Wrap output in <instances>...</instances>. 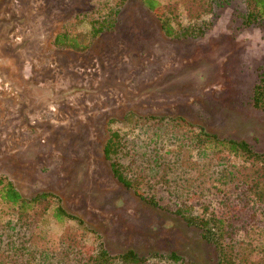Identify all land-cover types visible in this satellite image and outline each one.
Returning <instances> with one entry per match:
<instances>
[{
    "label": "rangeland",
    "instance_id": "rangeland-1",
    "mask_svg": "<svg viewBox=\"0 0 264 264\" xmlns=\"http://www.w3.org/2000/svg\"><path fill=\"white\" fill-rule=\"evenodd\" d=\"M80 1L0 0V176L26 197L55 193L83 223L46 214L44 235L74 234L87 250L102 242L111 254L174 251L213 264V248L197 231L113 179L102 144L108 119L133 111L182 116L264 152V116L243 103L264 58V28L236 33L227 9L203 38L175 41L140 1L123 0L116 28L86 52L53 48ZM11 213L0 204L1 221Z\"/></svg>",
    "mask_w": 264,
    "mask_h": 264
},
{
    "label": "trees",
    "instance_id": "trees-1",
    "mask_svg": "<svg viewBox=\"0 0 264 264\" xmlns=\"http://www.w3.org/2000/svg\"><path fill=\"white\" fill-rule=\"evenodd\" d=\"M137 1L157 19L164 37L175 41L203 38L227 9L236 33L264 28V0ZM122 2L81 0L52 38L53 48L86 52L100 35L116 28ZM252 73L243 103L264 116V58ZM102 154L118 184L197 231L213 248V264H264V152L251 142L182 116L129 111L122 120L108 119ZM0 204L12 211L0 220V264H202L174 251L111 254L102 242L87 250L74 234L44 235L38 225L46 214L55 223H83L55 193L26 197L3 176ZM39 238L45 240L43 247Z\"/></svg>",
    "mask_w": 264,
    "mask_h": 264
}]
</instances>
